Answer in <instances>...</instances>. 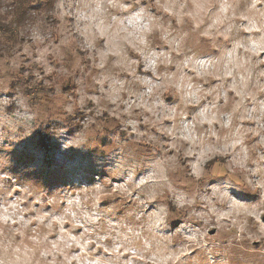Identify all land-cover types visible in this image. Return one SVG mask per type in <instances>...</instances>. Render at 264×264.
<instances>
[{"label":"rangeland","instance_id":"374dc122","mask_svg":"<svg viewBox=\"0 0 264 264\" xmlns=\"http://www.w3.org/2000/svg\"><path fill=\"white\" fill-rule=\"evenodd\" d=\"M119 2L128 11L108 21L101 0H55L51 20L29 24L22 45L0 56L4 65L15 64L21 80L27 76L25 90L41 104L74 101L69 127L83 132L72 142L90 137L89 146L108 161L103 175L87 171L84 182L54 175L47 185H19L3 173L0 264H171L168 257L191 240L220 231L216 217L209 218L207 193L220 196L224 186L213 180L227 176L238 189H251L241 173L264 177V0ZM38 30L51 32L54 48L47 40L34 43ZM65 62L101 74L87 92L91 99L79 92ZM109 65L118 76L104 72ZM50 119L68 118L45 111L19 137L8 138L19 142ZM7 136L0 132V139ZM41 136L38 130L35 142ZM31 143L18 149V163ZM4 147L11 151L10 144ZM144 158L152 161L147 167ZM6 164L0 158V168ZM161 185L170 200L161 199ZM212 210L221 218L228 211ZM231 210L264 216V196L236 198ZM161 218L160 227H142Z\"/></svg>","mask_w":264,"mask_h":264},{"label":"clouds","instance_id":"9594fccd","mask_svg":"<svg viewBox=\"0 0 264 264\" xmlns=\"http://www.w3.org/2000/svg\"><path fill=\"white\" fill-rule=\"evenodd\" d=\"M40 2L47 3V0H40ZM133 2L139 3V0H133ZM4 3L12 5V0H4ZM101 5L106 14L105 19L108 21L115 14L127 12L130 7L120 3L119 0H101ZM91 6L95 7L96 5L93 3ZM38 31L42 34L33 33L34 43L42 45L47 40L49 46L54 48L55 46L51 45V32L47 30ZM5 35L0 33V41L4 40ZM65 64L68 65L67 71L71 74L73 81L78 82L79 92L84 93L86 100L91 99L87 92L101 82L98 79L101 74L86 72L84 70L86 66L79 64L71 65L68 62H65ZM65 64H62L61 68H65ZM51 67L54 68L55 66L52 65ZM77 69H79V72H77ZM0 70L5 73L3 78L0 79V132L8 133L7 137L0 139V158H7V164L0 168V177L7 172L15 178L16 183L19 185H24L28 182H43L47 185L50 177L54 175L68 176L73 182H84L83 175L87 171L103 175L105 165L108 163L107 158L100 154L98 147L89 146L90 137H86L79 144L73 143L71 140L73 136H78L83 132V129L69 127L71 120L75 118L73 115L77 107L75 102L66 101L59 105L55 104V102L48 105L41 104L35 93L29 95L25 90L28 87L24 83L27 80V76L21 80L19 74L15 73L14 63L4 65L3 62H0ZM40 70L45 71L46 75L48 74L46 66L41 65ZM104 72H111L116 76L119 75V70L112 65L104 68ZM7 73L13 74L7 75ZM12 81H16V85L9 90V84ZM34 83L38 84L39 81L37 80ZM134 83L135 80L129 82L130 85ZM173 88L174 90L176 89L175 84ZM49 95L51 96L52 94ZM6 96L7 104L4 103ZM188 102L190 103L191 101ZM54 110L63 112L68 119L67 121L50 119L47 127L38 129L51 142L49 149H45L40 143L35 142L34 134L38 130L30 132L26 138L19 139V142L8 138L19 137L20 133L25 132L29 126L34 125L45 111L52 112ZM76 114L78 115L79 112H76ZM52 129H59V131H52ZM132 131H136V128L134 127ZM143 135L144 133H138L137 138ZM26 142H32L28 148L27 157L18 163L16 153ZM5 144L12 146L11 151H5ZM129 162L135 163L136 161L132 159ZM140 163L141 166L147 167L152 161L149 158H144ZM240 176L243 182L252 185L251 189H238L235 184L228 182L227 176H222L212 181V183L224 186L220 196H217L216 192L207 193L208 201L212 206L209 208V218L216 217L217 225L221 226V229L214 238L206 240L201 237L200 239L191 240L189 244L184 246L182 251L168 257L171 264H264V216H262V212L258 210L254 213L249 212L245 216H240L231 210L236 198H239L240 201L255 202L261 196H264V177H255L251 172L247 173V175L241 173ZM160 179L167 181L168 178L164 176L160 177ZM11 183V180H9V186H11ZM164 187L166 185L160 186L159 194L162 200L167 201L171 197L163 194ZM193 202L196 201L194 200ZM217 206L228 209L223 218L212 210V208ZM167 207V203L162 205V211ZM205 207H209V204L206 203ZM96 211L99 214H103L101 209H96ZM162 222L163 218L155 224L145 222L142 227L146 226L148 229L160 227ZM8 238H13L10 231ZM253 238H258L260 242L258 244L252 243ZM181 239H186L183 234H181ZM196 249H199L196 255H190Z\"/></svg>","mask_w":264,"mask_h":264},{"label":"trees","instance_id":"16d2710c","mask_svg":"<svg viewBox=\"0 0 264 264\" xmlns=\"http://www.w3.org/2000/svg\"><path fill=\"white\" fill-rule=\"evenodd\" d=\"M55 0H12V5H6L0 0V33H4V40L0 41V56L9 54L19 48L25 40L24 31L35 20H51ZM41 136L39 143L49 149L48 138Z\"/></svg>","mask_w":264,"mask_h":264},{"label":"bare ground","instance_id":"6f19581e","mask_svg":"<svg viewBox=\"0 0 264 264\" xmlns=\"http://www.w3.org/2000/svg\"><path fill=\"white\" fill-rule=\"evenodd\" d=\"M231 1V0H230ZM252 48V47H251ZM220 174V173H219ZM200 181V180H199Z\"/></svg>","mask_w":264,"mask_h":264}]
</instances>
